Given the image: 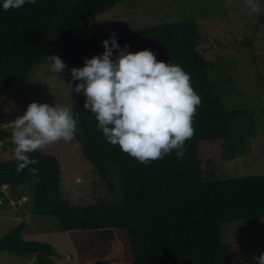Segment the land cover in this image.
Here are the masks:
<instances>
[{"label":"trees","instance_id":"16d2710c","mask_svg":"<svg viewBox=\"0 0 264 264\" xmlns=\"http://www.w3.org/2000/svg\"><path fill=\"white\" fill-rule=\"evenodd\" d=\"M123 1L37 0L20 9L0 7V94L16 81H25L51 55L67 65L61 74L66 84L71 82L69 70L83 67L85 58L101 55L102 41L111 35L97 37L90 26L92 17ZM116 38L121 48L127 44L132 53L151 50L158 61L179 64L190 74L201 105L184 157L178 159L173 151L148 164L138 162L106 141L95 115L83 107L85 96L73 91L72 111L79 123L72 142L107 186L112 173L120 175L121 204L98 199L97 204L80 206L65 200L60 159L44 150L29 153L39 163L22 171H17L15 156L1 155L0 188L8 186L19 201L33 188L32 211L54 217L81 253L98 250L95 264H245L242 246L222 244L221 231L226 224L264 219V175L214 180L210 171L204 172L202 144L222 142L224 160L239 157L240 141L232 133V123L246 112L228 109L211 86L210 62L200 52L199 23H166L116 33ZM216 82L228 91L225 74L219 71ZM25 231L24 222L10 230L0 239V253L30 257L34 264H55L54 247L25 240Z\"/></svg>","mask_w":264,"mask_h":264},{"label":"rangeland","instance_id":"374dc122","mask_svg":"<svg viewBox=\"0 0 264 264\" xmlns=\"http://www.w3.org/2000/svg\"><path fill=\"white\" fill-rule=\"evenodd\" d=\"M259 2L261 11L249 14L244 0H231V4L228 0H124L110 11L93 16L90 22L97 37L186 20L199 23L200 52L210 62L211 86L220 92L228 109L246 112L232 123V133L240 141L239 157L224 160L222 142L202 144V166L214 180L264 175V0ZM49 64L48 59L42 60L25 81H16L0 94V157L15 156L13 122L23 116L30 103L73 110L64 76L51 72ZM219 71L229 79L228 91L216 82ZM43 150L60 159L65 200L80 206L97 204L98 199L121 204L120 175L112 173L107 186L83 161L72 141L61 140ZM34 192L31 188L19 201L8 186L0 188V239L24 222L25 240L51 244L56 250L55 264L97 263L98 250L81 253L74 237L62 232L54 217L32 211ZM221 241L242 246L244 263L256 264L255 257L264 253V219L224 225ZM0 264H34V259L1 252Z\"/></svg>","mask_w":264,"mask_h":264},{"label":"clouds","instance_id":"9594fccd","mask_svg":"<svg viewBox=\"0 0 264 264\" xmlns=\"http://www.w3.org/2000/svg\"><path fill=\"white\" fill-rule=\"evenodd\" d=\"M36 2L3 0L0 7L8 11ZM244 3L249 14L261 11L259 0ZM102 46L101 55L85 58L83 67L69 70L72 81L65 84L68 92L83 93V107L95 115L106 141L138 162L148 164L173 151L182 159L185 142L195 134L193 120L201 105L190 74L179 64L158 61L151 50L132 53L127 44L121 48L115 33L102 41ZM48 60L53 73L60 74L67 68L58 55L48 56ZM78 123L79 116H74L70 107L30 103L23 116L13 122L11 139L17 171L39 163L30 159L29 153L61 140H74ZM255 259L256 264H264V253Z\"/></svg>","mask_w":264,"mask_h":264}]
</instances>
